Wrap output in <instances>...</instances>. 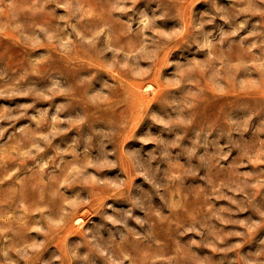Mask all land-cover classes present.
Listing matches in <instances>:
<instances>
[{"label": "rangeland", "instance_id": "374dc122", "mask_svg": "<svg viewBox=\"0 0 264 264\" xmlns=\"http://www.w3.org/2000/svg\"><path fill=\"white\" fill-rule=\"evenodd\" d=\"M0 264H264V0H0Z\"/></svg>", "mask_w": 264, "mask_h": 264}]
</instances>
